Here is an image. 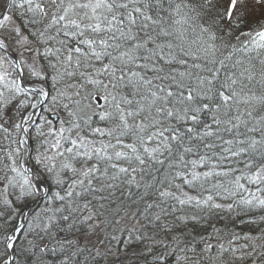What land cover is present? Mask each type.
Segmentation results:
<instances>
[{
    "label": "snow or ice",
    "instance_id": "snow-or-ice-1",
    "mask_svg": "<svg viewBox=\"0 0 264 264\" xmlns=\"http://www.w3.org/2000/svg\"><path fill=\"white\" fill-rule=\"evenodd\" d=\"M244 4L245 0H228L226 7L222 0H0V27L12 21L13 10L21 23L42 25L32 33L37 47L28 49L35 53L28 75L41 80L51 75L54 84L63 83L64 89L57 92L67 101L62 107L69 116L67 127L61 121L58 129L39 132L45 139L42 150L34 158L29 155L34 160L31 167L21 159L22 151L28 152L26 138L15 140L14 149L3 150V209L14 212L17 203L45 202L44 211L31 221L35 236L23 249L31 264H79L77 258L85 250L93 260L118 261L121 249L114 250L111 242L121 241L115 233L97 235L102 213L93 204L95 193L117 187L118 181L129 189L156 193L143 212L129 216L125 210L121 219L107 221L110 227L128 221L115 232L127 234L128 246L144 245L134 255L159 249L152 264H170L169 257L175 264H202V255L192 248L196 237L184 231L198 218L177 216V211L264 208V198L255 193L227 205L215 202L221 192L235 195L227 185L245 189L242 179L257 186L264 183V22H250V9L238 6ZM12 31L22 36L19 27ZM18 42L31 43L27 37ZM39 45L50 46L41 51ZM0 50L7 53L2 39ZM39 57L48 60L50 73L44 65L37 66ZM23 63L7 55L0 58V131L5 139L11 137L5 125L28 132L24 125L31 114L20 112L26 107L21 94L48 95L43 88L22 86ZM5 64L18 70L16 77ZM13 106L16 116L9 114ZM239 157H246L243 163L249 172L234 175L239 170L230 161ZM166 162L164 181L145 179L153 165ZM257 192L264 189L257 187ZM78 223L97 235L95 242L60 235L74 233ZM225 229L215 228L210 238L216 244L201 237L203 252L215 250L212 264H248L254 254L264 264V230L255 236L232 230L225 243L220 239ZM20 232L17 226L0 237V264H16Z\"/></svg>",
    "mask_w": 264,
    "mask_h": 264
},
{
    "label": "trees",
    "instance_id": "trees-1",
    "mask_svg": "<svg viewBox=\"0 0 264 264\" xmlns=\"http://www.w3.org/2000/svg\"><path fill=\"white\" fill-rule=\"evenodd\" d=\"M27 26H29L30 30L28 35L29 38L31 40H34L35 36H33L32 33L35 32L38 28L42 27V25L27 24ZM238 55L240 54L238 53ZM45 61L48 63L47 59H45ZM45 61H43L42 64L45 66V68H47V63ZM28 78L31 79V83L36 89L43 88L44 91H46L48 90V83L51 84L48 81V78V83H46L45 80H41L36 77ZM48 98L49 100L47 102V106L49 108H54L57 111L62 109L61 97H59L57 94H51V96H49ZM11 109H14V106L11 107L9 111ZM20 112L23 115H28L31 112V109L24 111L20 110ZM205 119H207V117H205ZM66 120L68 121L69 119ZM5 126L9 127L11 137L10 139H5L6 134L3 131H0V166H2L3 163V150L9 148L14 149L17 146L14 141L18 138H22L21 131L12 129L9 125ZM44 139L45 137H40L39 134H32V136L30 137L31 157L34 158L37 155L38 149L42 150L41 143ZM21 154H23V151ZM189 158L191 159L194 157ZM21 159L24 161L23 158ZM161 159H163V157H161ZM245 159L246 157H239L234 158L232 161H230L231 167L239 170L235 172L234 175H241L242 173L249 172V169L244 167L243 161ZM31 162L34 164L33 159H31ZM204 170L207 169H201V171ZM168 171L169 170L167 162L163 166L153 165L150 169V175H147L145 179L152 180L154 177L155 181H164L165 178L168 176ZM0 175H2V173H0ZM218 179L225 180V178L223 177ZM227 179H231V177ZM241 183L245 185V189L237 190L234 186L227 185L228 187L232 188V190L235 192V195L228 197V193L221 192L220 197L215 198V202L227 205L229 203H233L234 201H240L242 198H251V193H255L257 196L264 198V192H257V187L264 189V183H261L257 186L255 184L250 183L246 179H242ZM116 184L118 185L117 187L112 189H105L103 192H97L94 194L95 199H93L92 196H89V199H93V204L102 213L100 217V221L102 223L100 228L97 229V235L105 236L112 233H115L117 235L121 243L117 244L116 241H112L111 246L114 250L117 247L121 249L120 259L116 261L114 257H109L108 259L96 257V259L93 260L92 257L89 255V252L85 250L77 258L79 260V264H152L153 256L158 254L159 252V249H157L156 252L151 255H134V253H140L144 245L139 242H136L133 243L131 246H128L127 234L115 232L117 227L124 226V224L128 223V221L126 219L121 220V225H114L111 227L107 223L108 220L121 219V217L124 216L125 210L129 212V216L131 215V212H143L146 203H152L156 200V193L152 190H149L148 194H145L143 188L138 190L135 187H132L131 189H129V186L121 181L116 182ZM99 186L100 185H97V187ZM157 187L163 188L164 185L158 184ZM184 191H188L191 195H196L195 192L186 187L184 188ZM129 192H131V195H129ZM205 195H207V193H205ZM141 196L145 197L143 201L140 199ZM101 197H103V199H101ZM31 202L32 200L17 203L15 205L16 210L14 212H8L6 209H3L2 205H0V237H3L5 234H10L13 231L21 217L19 213L23 212ZM168 203L173 204L174 202L169 201ZM101 205H103V207H101ZM44 207L45 202L40 205L37 212L28 215V221L26 222V226L23 232L21 233L19 242H17L15 246L17 252L16 264H31V260L28 258V254L25 253L23 249L27 247V241L33 239V237L35 236V232L33 231L34 224L31 222L32 218L35 214L42 213L44 211ZM156 211H158V209ZM184 214H194L198 218V223H189L184 231L186 235L188 233H191L196 237V241L192 244V248L196 249L197 253L202 255V264H212L210 257L215 255V250H213V252L211 253L203 252L201 237H203L205 240H208L210 243L216 244L217 240L210 238L211 235L214 233L215 228L225 229V225H227V229H225L220 235V239L225 243H227L228 232L232 230L242 233H249L254 236L259 235L260 232L264 230V208H261L259 206L249 207L245 205H238L234 207L231 213L218 209L209 210L207 208L197 209L194 207H186L182 211H177L175 213V215L177 216ZM84 215H87V213H84ZM251 221H255V223H251ZM141 222H145L143 216H141ZM169 222H172L171 216L169 217ZM234 224L235 228L233 227ZM86 231L87 225L78 223L76 225V231L74 233L61 232L60 235L67 236L69 239L73 238L74 236H80V240L82 243L95 242V236L97 235L92 234V236L88 239V235L87 237L85 236ZM241 243H243V241H241ZM3 247V241L0 240V252L3 251ZM258 251H261V249H258ZM188 254L192 255L191 249H189ZM252 261H256L257 264H260V257L254 254L248 264H252ZM169 262L170 264H175V261L172 259V257H169Z\"/></svg>",
    "mask_w": 264,
    "mask_h": 264
},
{
    "label": "bare ground",
    "instance_id": "bare-ground-1",
    "mask_svg": "<svg viewBox=\"0 0 264 264\" xmlns=\"http://www.w3.org/2000/svg\"><path fill=\"white\" fill-rule=\"evenodd\" d=\"M21 39H22V37L19 38V39L17 40L16 48H17V50H18L20 53H23L24 50L27 48V45L24 44V43L18 42V41H20ZM42 47H43V49H44L45 47H48V46H47V45H42ZM14 60H15V59H14ZM15 61L19 63L18 60H15ZM24 72L28 74V68H26V69L24 70ZM45 82L48 83V82H47V79L45 80ZM23 85H24V84H22V86H23ZM24 87H26V86H24ZM26 88H27V87H26ZM57 89H59V88H58V85H56V84H49V83H48V90L45 91V92L48 93V95H47V96H42V95H40V96H38L37 98H34V99H33V98L25 99L26 107H24V108L21 109V110L24 111V110L31 109V112H34L35 116L40 120V123L43 124L44 121H45L44 109H47V108H48L47 104L45 103V100H46V98H48L49 96H51V94H54V95L57 94V95H58ZM19 98H20V99H24L22 96H20ZM32 105H35V107H32ZM48 111H49L48 113H49L50 116L56 118V115L54 114V112L52 111V109L49 108ZM9 112H10L13 116L18 115L17 111L14 110V109H11ZM10 113H9V114H10ZM60 113H61V115H62L63 120L65 121V119H66V117H67V115H66V110H65L64 108H62V109L60 110ZM11 114H10V115H11ZM43 125H44V124H43ZM26 164H27V166L31 167L30 164H28V163H26Z\"/></svg>",
    "mask_w": 264,
    "mask_h": 264
},
{
    "label": "rangeland",
    "instance_id": "rangeland-1",
    "mask_svg": "<svg viewBox=\"0 0 264 264\" xmlns=\"http://www.w3.org/2000/svg\"><path fill=\"white\" fill-rule=\"evenodd\" d=\"M245 11L250 9L249 20H258L264 18V0L257 3V0H245Z\"/></svg>",
    "mask_w": 264,
    "mask_h": 264
}]
</instances>
